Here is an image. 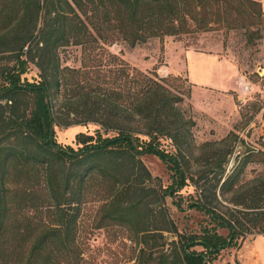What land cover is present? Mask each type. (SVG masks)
<instances>
[{"label":"trees","instance_id":"1","mask_svg":"<svg viewBox=\"0 0 264 264\" xmlns=\"http://www.w3.org/2000/svg\"><path fill=\"white\" fill-rule=\"evenodd\" d=\"M240 17L242 23L237 22ZM263 22L259 0H0V60H6L0 65V264H70L69 252L74 251L66 236L74 230L77 212L66 230L63 225L39 229L17 220L16 208L23 205L17 204L19 192L9 185V174L27 164L43 168L55 207L67 200L75 177L92 172L108 176L116 186L114 196L121 189L134 190L120 168L130 164L128 178L138 170L150 176L140 159L144 154L157 156L173 172L164 195L192 186L193 193L172 202L179 210L204 214L207 223L202 219L197 229L179 230L169 221L161 230L174 237L160 249L151 246L155 234L142 232L137 264H211L221 250L238 248L245 235L264 234V173L242 179L254 151L242 152L231 165L218 152L191 173L194 121L179 105L190 88L177 95L155 71L133 68L104 47L113 36L135 45L151 37L208 30L214 23L243 27L250 41L249 25ZM256 34L263 37L258 30ZM71 44L80 45L87 59L98 60L97 70L86 63L61 67L58 49ZM95 49L101 51L98 58ZM31 64L37 69L35 79L27 76ZM62 104L75 121L99 125L93 134H76L77 148L55 139ZM167 139L173 150L163 147ZM31 195L29 189L20 195L26 196L25 205Z\"/></svg>","mask_w":264,"mask_h":264},{"label":"rangeland","instance_id":"2","mask_svg":"<svg viewBox=\"0 0 264 264\" xmlns=\"http://www.w3.org/2000/svg\"><path fill=\"white\" fill-rule=\"evenodd\" d=\"M243 21L242 17L237 20L238 23ZM249 27L252 31L250 41L247 40L245 28H227L214 23L208 30H193L165 35L163 38L151 37L135 45L114 36L104 44L109 52L119 55L131 67L145 73L155 71L158 78L167 79L171 90L177 95H181L179 92L185 93L190 88V95H184L179 105L185 117L194 121L191 128L193 137V156L190 157L189 168L191 173L200 170L206 164V159L218 152L228 159L231 165L242 152L246 151H254V155L245 167L242 179H252L264 173V159L261 160L264 158V22ZM257 30L263 37L256 34ZM175 41H180L184 48L216 49L228 54L239 65L244 77L242 89L237 88L236 80L239 77L237 72H233L230 80L221 82L217 72L225 71L212 68L211 62L195 53L182 57L180 50L175 47ZM92 53L98 58L101 51L95 49ZM58 55L61 67L81 68L86 63L91 71L97 70L94 64L98 60L87 59L80 45L62 46L58 49ZM5 62V59L0 60V65ZM179 72H182L181 75L175 74ZM36 73V67L31 64L27 76L35 79ZM63 74L68 79H73L71 72L67 74L64 70ZM185 75L196 85L191 86ZM176 76L178 77L173 78ZM95 79V77L91 79L93 87L97 85ZM236 89L240 90L241 98L236 99L235 95L229 105L224 104L223 108L226 111L223 118L217 114L218 118L212 117V114L203 112H210L206 107L209 102L220 101L226 91ZM192 102L198 106L197 110L193 108ZM54 103L61 105L57 101ZM66 111L62 104L61 114L54 125L55 139L62 146L77 148L76 134L79 132L93 134L99 125L92 120L75 121L71 115L67 116ZM70 119L72 123L69 122ZM162 143L163 147L174 149L171 140H163ZM140 159L150 176L138 170L128 178L130 164L120 168L123 176L133 183L134 190L121 189V192L118 190L120 195L114 196L116 186L108 176L92 172L83 179L75 177L76 180L69 190L71 194L67 191V200L60 207L54 206L53 199L48 194L43 168H34L29 164L12 168L9 185L18 189L17 204L21 202L23 205L16 208L17 220H20L22 225L35 223L39 229H53L63 225V229L66 230L71 226L68 222L70 216L77 212L74 217V230L71 229L72 233L66 236L73 242L74 251L69 252L70 264H137L140 249L143 247L142 232L155 234L154 240L151 239L150 243L155 249H160L168 239L174 237L173 233L161 230L170 226L169 221L176 224L179 230L185 227L197 229L202 219L203 224L207 223L205 220L207 216L204 214L194 210H179L172 202L178 196L193 193L192 186L187 185L177 190L172 197L164 195V189L172 182V170L153 154H144ZM107 164L102 162L105 168L109 167ZM138 187L146 191L144 194L146 196L142 197L143 189L135 191ZM26 189L32 190V195L31 200L25 205L26 196L24 198L20 195H25ZM111 215L114 217L123 215L128 220L120 221ZM218 230L223 235L227 233L226 229ZM252 235L255 234L245 235V238ZM261 247L264 254V244ZM235 248L221 250L211 264H232V251Z\"/></svg>","mask_w":264,"mask_h":264},{"label":"crops","instance_id":"3","mask_svg":"<svg viewBox=\"0 0 264 264\" xmlns=\"http://www.w3.org/2000/svg\"><path fill=\"white\" fill-rule=\"evenodd\" d=\"M262 6V10L264 12V0H259ZM176 45L175 47L180 50V55L184 57L185 55L189 53H195L198 54L199 57L204 58L205 60H208L213 64V67H216L217 69H220L225 71L223 72H217V77L219 78V81L223 80H230L231 75H233V72H237L239 77L237 78V88L240 90L242 89V82L244 80V77L240 71L239 65L236 63V61L231 58L228 54H223L221 51L218 50H211V49H201V50H196L197 48H184L183 44L180 43V41H175ZM218 47V45H216ZM166 47V44H165ZM221 47V45H220ZM182 72L175 73L177 75H181ZM213 74L211 73L210 76ZM189 82L191 83V86L196 85V83L193 81H190V77L185 75ZM192 88V87H191ZM229 90L222 95V99L220 101L216 100L214 102H209L206 107L209 108V111H203L206 112V114L211 115L212 117H221L223 118L225 116V108L224 104L226 103L227 105L230 104V101L234 100V96L236 95V99L241 98L239 96L240 90ZM192 95V94H191ZM193 108L195 110L198 109V106L193 103ZM219 110V111H218ZM214 111V113H213ZM216 114L218 116H216ZM264 244V234H255L250 236V238H244L243 241L241 242L240 246L238 248H235L232 251L233 255V262L232 264H264V254L262 251V245Z\"/></svg>","mask_w":264,"mask_h":264}]
</instances>
